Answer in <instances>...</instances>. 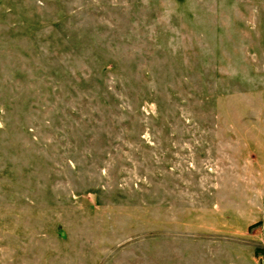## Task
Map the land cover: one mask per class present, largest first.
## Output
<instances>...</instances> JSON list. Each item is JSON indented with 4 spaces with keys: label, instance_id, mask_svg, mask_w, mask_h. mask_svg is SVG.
<instances>
[{
    "label": "rangeland",
    "instance_id": "1",
    "mask_svg": "<svg viewBox=\"0 0 264 264\" xmlns=\"http://www.w3.org/2000/svg\"><path fill=\"white\" fill-rule=\"evenodd\" d=\"M264 0H0V264H264Z\"/></svg>",
    "mask_w": 264,
    "mask_h": 264
},
{
    "label": "crops",
    "instance_id": "2",
    "mask_svg": "<svg viewBox=\"0 0 264 264\" xmlns=\"http://www.w3.org/2000/svg\"><path fill=\"white\" fill-rule=\"evenodd\" d=\"M262 216H261V220L263 222V225H264V199H263V203H262Z\"/></svg>",
    "mask_w": 264,
    "mask_h": 264
}]
</instances>
